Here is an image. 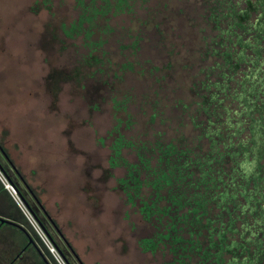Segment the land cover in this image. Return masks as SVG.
I'll return each instance as SVG.
<instances>
[{
    "label": "rangeland",
    "instance_id": "rangeland-1",
    "mask_svg": "<svg viewBox=\"0 0 264 264\" xmlns=\"http://www.w3.org/2000/svg\"><path fill=\"white\" fill-rule=\"evenodd\" d=\"M0 141L65 264H264V0H0ZM168 143L171 193L147 182ZM7 194L0 264H61Z\"/></svg>",
    "mask_w": 264,
    "mask_h": 264
},
{
    "label": "trees",
    "instance_id": "trees-1",
    "mask_svg": "<svg viewBox=\"0 0 264 264\" xmlns=\"http://www.w3.org/2000/svg\"><path fill=\"white\" fill-rule=\"evenodd\" d=\"M119 5L120 4L118 3L115 7L119 8ZM114 145H115V149H116L115 152H118L119 146L121 145V141H120L119 138L116 139V142H115ZM163 149H164L163 150L164 154L159 156V159H161L162 163H160L159 165L157 164L158 167L154 169L152 178L148 179L147 182L150 183L152 185V187L155 188L156 190H161L163 187L165 188V187L168 186L167 189L170 191L169 193H171V190L173 189L172 185L176 184L177 187H178V185L182 181V178L185 177L184 175H182V173H183V171H184V169H185V167L187 165L186 164L187 161L186 160L181 161V155L185 151L184 150H179L176 145H174L172 143H168V144L165 145V147H163ZM0 150L5 154V157L7 158V160L11 164V166L14 168V171L21 178V180L23 182H25V185L30 190V192H31L33 198L35 199V201L41 206V208H43L44 206H43V204H42V202L40 200V197L38 196L37 192L35 191L34 188H32L31 186H29L26 183L24 176L18 170V168L15 166V164L12 162L13 161L12 158L9 156L8 151L6 150V147L2 144L1 141H0ZM145 161L148 163L147 159H145ZM0 168L3 170V172L5 173L7 178L9 179V181L14 186H16V188L18 189L20 195L22 197H24L20 187L17 184V181L15 179H13L10 174L6 173V169H5L4 165L1 163V161H0ZM210 173L211 172H209L208 170H205V171H203L202 175H200V177L202 178V180H204V179H206L205 177L207 175H209ZM246 174H247V172H246ZM133 179L135 181L138 180L136 175L133 176ZM135 186H137V185H135ZM2 187L3 186H2V184L0 182V188H2ZM157 194H158V191H157ZM171 195L173 197L171 199L172 204L173 203L176 204L178 206V208L181 207L184 197L181 196V195H178V194H173V193ZM222 195H223V197L228 196L229 192H227L226 189H225V190H223ZM195 196H200V197L199 198H197V197L195 198V201H194L195 206L193 208L194 209H199L203 205V202L205 201V199H204L205 197H204V195H197V194L194 195L193 194L192 196L187 197V198H193ZM26 201H27V203H28L27 205H28L29 209L32 211L33 215L36 217V219L39 221V223L44 225L45 228H46V225H45L44 221L41 219V217L39 216V214L37 213L35 208L28 202V200H26ZM153 205H155L154 202L152 204H150V205H146V207L143 206L141 208V210H143V211L145 210V212L147 214H149L150 212H152L150 210V208ZM45 213L48 215L47 211H45ZM10 219L14 220V218H10ZM49 220L57 228V223L55 222V220L52 217H49ZM231 230H233V228H232V226L230 224H227V225L222 224L218 228V232H217L218 241L220 239V243H223L221 245V247H219L220 248L219 252H221V251L228 252L231 249V247L233 246V242H230L229 244L227 243L228 245L224 243V235H225V233L228 232V231H231ZM46 231L48 233L47 228H46ZM49 237H50L51 241L53 242V244L56 245L54 240L52 239V237L50 235H49ZM147 241H148L147 245H152V244H150L151 243L150 239H146V242ZM30 243H31V241L26 244L25 249L28 247V244H30ZM218 254H216V256ZM62 255H63V253H62ZM235 263L236 262H234L232 258L224 260V264H235Z\"/></svg>",
    "mask_w": 264,
    "mask_h": 264
},
{
    "label": "crops",
    "instance_id": "crops-1",
    "mask_svg": "<svg viewBox=\"0 0 264 264\" xmlns=\"http://www.w3.org/2000/svg\"><path fill=\"white\" fill-rule=\"evenodd\" d=\"M0 182H1V184H2V186L4 185L3 184V182L0 180ZM8 191V192H7ZM7 193H10L9 192V190L5 187V186H3L2 188H0V214H3V216H5V217H7V218H14V221H16V222H19V223H23L22 222V220L20 219L21 217H20V214H19V212L17 211V210H15L14 208V204H13V206H12V208L9 206V204H8V206H6L7 205V199H9L8 197V194ZM9 195H11V193L9 194ZM12 196V195H11ZM13 197V196H12ZM14 199V198H13ZM15 200V199H14ZM17 203V202H16ZM2 204V205H1ZM18 205V204H17ZM32 205V204H31ZM16 206V205H15ZM19 206V205H18ZM33 206V205H32ZM19 209H21L20 208V206H19ZM22 210V209H21ZM23 211H21V213H22ZM18 213V214H17ZM23 214H24V212H23ZM25 215V214H24ZM25 217H26V215H25ZM27 218V217H26ZM28 219V218H27ZM47 228V227H46ZM48 230V229H47ZM48 233H49V231H48ZM49 235L52 237V235L49 233ZM52 239L54 240V238L52 237ZM54 242H55V240H54ZM35 243V242H34ZM31 244V243H30ZM56 244V243H55ZM35 245H36V243H35ZM57 246H58V244H56ZM36 247L38 248V246L36 245ZM58 248L60 249V247L58 246ZM39 249V248H38ZM39 251L41 252V255L43 256V257H45L44 256V254L42 253V251L39 249ZM26 253V252H25ZM24 250H23V252L21 253V255H20V257H22V256H24ZM46 258V257H45Z\"/></svg>",
    "mask_w": 264,
    "mask_h": 264
},
{
    "label": "built area",
    "instance_id": "built-area-1",
    "mask_svg": "<svg viewBox=\"0 0 264 264\" xmlns=\"http://www.w3.org/2000/svg\"><path fill=\"white\" fill-rule=\"evenodd\" d=\"M0 180L3 182L4 186L9 190V192L11 193V195L13 196V198L15 199V201L17 202V204L20 206V208L22 209V211L24 212V214L26 215V212L23 210L21 204L23 205V207L27 210V212H29L28 208L25 207V205L22 203V201L20 200V198L18 197L19 201L21 202V204L18 202V200L14 197L13 193L10 191L8 185H10V187L12 188V185L11 182L9 183L7 181V179L4 177V175H2V173L0 172ZM13 190V189H12ZM14 192V190H13ZM30 214V213H29ZM26 217L28 218V221H30V223L34 226V228L36 229V231L38 232V234L40 235V237L42 238V240L44 241V243L47 245V247L49 248V250L52 252V254L59 260V258L54 254L52 248H54L56 250V252L58 253L59 255V252L57 251V248L55 247V245L53 244V242L51 241L50 237L40 228L39 224L35 221L36 225L39 227V229L42 231L43 235L37 230V228L35 227L34 223L29 219V217L26 215ZM32 217V216H31ZM52 247V248H51ZM60 256V255H59ZM61 258V256H60ZM62 259V258H61ZM62 261V262H61ZM59 262L61 264H65L63 260H59Z\"/></svg>",
    "mask_w": 264,
    "mask_h": 264
},
{
    "label": "water",
    "instance_id": "water-1",
    "mask_svg": "<svg viewBox=\"0 0 264 264\" xmlns=\"http://www.w3.org/2000/svg\"><path fill=\"white\" fill-rule=\"evenodd\" d=\"M11 184H12V183H11ZM12 189H13L14 192L18 195V197L20 198V200L22 201V203L25 205V207L28 208L29 213H30V215L32 216V218H33V219L39 224L40 228H41V229H42V230H43V231L49 236V233H47L45 226L42 225V224H40L39 221L36 219V217L33 215L32 211L29 209V207H28V205H27L28 203H27L26 199L20 195V193H19L18 189L16 188V186L12 185ZM4 221L13 222V223H15V224H17V225H19V226H21V227L23 228V226H22L21 223L16 222V221H14V220H12V219H10V218H7V217H6V218L4 219ZM29 241H31L32 243H34L31 237H30ZM34 244H35V243H34ZM55 247L57 248V250H58L60 253L62 252V250L59 249L57 245H55ZM61 254H62V253H61ZM44 258H45V257H44ZM45 260L47 261L46 258H45ZM47 262H48V261H47ZM48 264H49V262H48Z\"/></svg>",
    "mask_w": 264,
    "mask_h": 264
},
{
    "label": "flooded vegetation",
    "instance_id": "flooded-vegetation-1",
    "mask_svg": "<svg viewBox=\"0 0 264 264\" xmlns=\"http://www.w3.org/2000/svg\"><path fill=\"white\" fill-rule=\"evenodd\" d=\"M39 216H40V215H39ZM21 224H22V223H21ZM15 225H16L17 228H19L20 230L23 229V230L26 232V230H25L24 228H22L21 226H19V225H17V224H15ZM24 249H25V247H24L23 249L20 248V249L18 250V252H17V253H18L17 256H20Z\"/></svg>",
    "mask_w": 264,
    "mask_h": 264
}]
</instances>
